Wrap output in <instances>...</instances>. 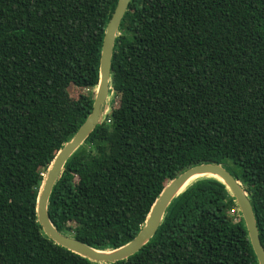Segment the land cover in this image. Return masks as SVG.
<instances>
[{"label": "trees", "instance_id": "16d2710c", "mask_svg": "<svg viewBox=\"0 0 264 264\" xmlns=\"http://www.w3.org/2000/svg\"><path fill=\"white\" fill-rule=\"evenodd\" d=\"M117 1L0 0V264H259L214 177L186 187L155 235L114 263L56 244L38 222L44 175L92 110ZM111 77L116 104L53 186L54 225L118 248L168 181L216 162L242 182L264 245V0H131ZM71 86L88 91L73 98Z\"/></svg>", "mask_w": 264, "mask_h": 264}, {"label": "water", "instance_id": "95a60500", "mask_svg": "<svg viewBox=\"0 0 264 264\" xmlns=\"http://www.w3.org/2000/svg\"><path fill=\"white\" fill-rule=\"evenodd\" d=\"M130 2L131 0H118L107 23L100 53L99 82L95 88L92 110L72 139L58 150L44 175L36 204L38 222L48 238L56 244L91 261L114 263L138 252L155 235L164 218L166 209L172 200L186 189L184 186L187 182L194 176L204 175L220 180L233 194L258 263L264 264V245L260 238L256 216L248 193L242 182L229 169L216 162L196 164L168 181L151 206L141 230L134 238L118 248L105 250L94 248L74 236L61 232L52 222L48 214V204L54 184L61 176L70 156L85 142L96 126L103 121L104 103L112 88V58L116 37Z\"/></svg>", "mask_w": 264, "mask_h": 264}, {"label": "rangeland", "instance_id": "374dc122", "mask_svg": "<svg viewBox=\"0 0 264 264\" xmlns=\"http://www.w3.org/2000/svg\"><path fill=\"white\" fill-rule=\"evenodd\" d=\"M69 91H70V94H71V96L73 98H77L80 93H86L88 90L84 89V88L82 89V88H79V87L71 86ZM116 102H117V97L115 96V93H113L112 88H111L110 89V93L107 96V99H106V101L104 103V112H103V115H102V120H104L105 117L110 113L112 105H115ZM237 211L239 212L238 209H237ZM238 212H234L233 210H231L230 213L234 216L233 220L234 219L236 220V219L239 218L240 215H239Z\"/></svg>", "mask_w": 264, "mask_h": 264}, {"label": "bare ground", "instance_id": "6f19581e", "mask_svg": "<svg viewBox=\"0 0 264 264\" xmlns=\"http://www.w3.org/2000/svg\"><path fill=\"white\" fill-rule=\"evenodd\" d=\"M204 175H197V176H194V177H192L188 182H187V184L184 186V188H186V187H188L192 182H194L196 179H198V178H201V177H203Z\"/></svg>", "mask_w": 264, "mask_h": 264}]
</instances>
